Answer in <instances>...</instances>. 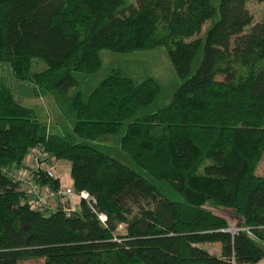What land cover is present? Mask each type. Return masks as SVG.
Returning a JSON list of instances; mask_svg holds the SVG:
<instances>
[{
  "label": "trees",
  "instance_id": "1",
  "mask_svg": "<svg viewBox=\"0 0 264 264\" xmlns=\"http://www.w3.org/2000/svg\"><path fill=\"white\" fill-rule=\"evenodd\" d=\"M220 2L0 0V63L37 91L55 92L75 117L74 133L50 132L0 75V264L36 257L44 264H253L264 256V173H256L264 157V16L254 21L239 8L225 18ZM214 25L244 31L227 49L212 41ZM160 45L183 81L156 109L147 110L161 91L153 76L136 80L112 69L87 94L78 88L79 73L99 69L100 49ZM110 135L130 163L87 141ZM35 146L69 161L74 189L95 197L105 224L84 199L69 213L68 202L47 212L22 202L4 168L22 165ZM224 209L246 229L227 230ZM203 241L219 242L220 253Z\"/></svg>",
  "mask_w": 264,
  "mask_h": 264
},
{
  "label": "rangeland",
  "instance_id": "2",
  "mask_svg": "<svg viewBox=\"0 0 264 264\" xmlns=\"http://www.w3.org/2000/svg\"><path fill=\"white\" fill-rule=\"evenodd\" d=\"M215 5H218L220 0H212ZM245 8L253 15V20H260L264 16V0H221L220 2V13L225 18L232 17L233 13L239 9ZM212 17L208 19L203 27L209 26L214 20L217 19ZM244 31L243 28L237 26H229L222 28L218 25H214L212 30V41L223 48H230L232 38L235 34ZM101 57V65L99 69L92 73H79L80 83L78 88L83 94L93 87L97 82L102 79L112 69H119L125 74L130 75L136 80H141L147 76H153L158 79L161 84V91L155 101L147 107V110H154L157 107L167 103L172 95L173 90L179 85L183 78L178 77L176 74L169 58L166 53L164 46H155L152 48L132 50L127 52L112 51L110 49L102 48L99 51ZM34 62H39L38 59H33ZM195 64V63H194ZM42 62L36 63L34 67H40ZM32 66V70H34ZM0 75L4 81L9 85L11 92L16 99L23 105L30 106L34 109L37 118L46 122L48 130L56 133H66L73 131V124L75 117L71 114L61 99L58 98L57 94L53 91L39 92L37 87H34L31 81L25 79H17L13 76L10 71L8 62L0 63ZM76 87L69 88L61 96L64 99L75 91ZM76 135V134H75ZM77 136V135H76ZM79 140H83L77 136ZM102 149L109 150L112 156L130 163V158L125 151L119 146L118 135H110L108 138L102 140L89 141ZM30 151L25 155L24 160H29ZM58 171L63 174L66 179L70 177L69 161L65 159H58L57 161ZM256 173H264V157L256 168ZM210 206L209 204H206ZM45 212L48 209L44 210ZM217 211V210H215ZM221 214L225 216L230 225H237L238 218L234 215V212L230 209H224ZM124 224H119L117 232H124ZM219 245V242L203 241L199 242L198 245L209 249L210 252L215 251V245ZM21 264H44L42 257L24 259L20 262Z\"/></svg>",
  "mask_w": 264,
  "mask_h": 264
},
{
  "label": "built area",
  "instance_id": "3",
  "mask_svg": "<svg viewBox=\"0 0 264 264\" xmlns=\"http://www.w3.org/2000/svg\"><path fill=\"white\" fill-rule=\"evenodd\" d=\"M28 151H30L29 160H25L22 165L4 168V171L19 184V189L24 192L22 202H26L31 208L48 209V211L53 210L57 202H68L64 209L69 213L78 208L80 200L84 199L99 221L105 224L106 215L96 208L95 197L87 190L74 189L71 177L67 181L66 177L58 171V159L51 152L41 146L32 147ZM40 175L57 178V185L40 182ZM230 224L226 229L232 233L238 229H246L244 226Z\"/></svg>",
  "mask_w": 264,
  "mask_h": 264
},
{
  "label": "crops",
  "instance_id": "4",
  "mask_svg": "<svg viewBox=\"0 0 264 264\" xmlns=\"http://www.w3.org/2000/svg\"><path fill=\"white\" fill-rule=\"evenodd\" d=\"M24 162H25V160H24ZM67 171H69V170H67ZM69 173V172H68ZM66 179V178H65ZM69 179V178H68ZM68 179H66L67 181H68ZM215 251H214V253H217V254H219L220 253V244L218 245H215ZM209 250V249H208ZM210 251V250H209ZM253 264H264V256H262L259 260H257L256 262H254Z\"/></svg>",
  "mask_w": 264,
  "mask_h": 264
}]
</instances>
